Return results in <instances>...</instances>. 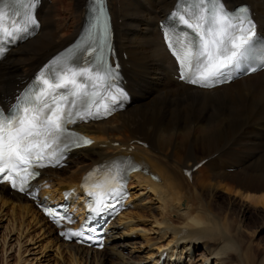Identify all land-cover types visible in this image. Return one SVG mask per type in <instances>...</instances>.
Returning a JSON list of instances; mask_svg holds the SVG:
<instances>
[{
    "label": "bare ground",
    "instance_id": "bare-ground-1",
    "mask_svg": "<svg viewBox=\"0 0 264 264\" xmlns=\"http://www.w3.org/2000/svg\"><path fill=\"white\" fill-rule=\"evenodd\" d=\"M39 1V33L0 61V101L6 107L12 106L40 68L77 38L85 24L89 0H53L51 6L48 0ZM176 1L145 0L140 5L137 0H109L132 102L107 120L80 127L96 143L71 154L68 162L69 168L76 167L73 172L68 174L66 167L48 169L35 183L42 190L41 197L53 203L62 202L65 189H73L72 209L84 218L78 187L83 174L115 156L132 155L142 169L132 175L129 210L111 224L103 250L88 249L64 241L31 200L11 192L8 184H0V247L6 256L16 250L18 264H64V253L73 264H156L162 259L165 264H231L233 245L244 241L238 212L245 216L250 208L243 205L238 210L233 207L239 204L232 203L226 209L218 203L217 193L226 185L230 188H223L228 192L231 189L236 196L264 204V153L249 165L242 155L243 148L264 138V70L211 90L179 81L159 28V21ZM223 2L230 8L249 4L264 34V0ZM57 10L71 15L61 26L54 18ZM153 38L161 43L155 44ZM157 47L166 54H157ZM171 69L175 80L168 74ZM165 83L164 96H153ZM203 159L205 163L191 173L190 181L186 171ZM229 168L236 171L229 173ZM203 170L208 173L201 175ZM6 209L12 214L5 213ZM9 224L13 230L7 232ZM34 226L41 233L31 236ZM135 235L144 243L138 245ZM36 237H45L57 247L45 263L38 260V252L24 246L28 242L37 245ZM38 247L49 249L42 243ZM30 254L35 258L26 259Z\"/></svg>",
    "mask_w": 264,
    "mask_h": 264
},
{
    "label": "snow or ice",
    "instance_id": "snow-or-ice-1",
    "mask_svg": "<svg viewBox=\"0 0 264 264\" xmlns=\"http://www.w3.org/2000/svg\"><path fill=\"white\" fill-rule=\"evenodd\" d=\"M4 2L6 0H0V4ZM11 2L18 6L11 15H7L0 7V41L14 39L18 33L26 32L29 25L37 23L32 9L38 0ZM94 2L98 10L97 21L103 22L104 0ZM205 3L206 0H195L191 10L182 9L184 15L180 12L176 14L182 24L196 33L198 43L179 33H172L171 39H168L169 33L166 32L165 36L181 66V77L191 84L211 87L213 82L226 80L231 71L239 69L242 62L247 61L255 43V24L247 8L233 14L223 7L221 0H210V11L201 7ZM185 16L188 18L185 19ZM103 23L106 31V22ZM2 52L3 49H0V54ZM54 64L61 66L54 74V83L41 77L43 84L47 86L46 92H40L39 95L33 92L18 98L17 104L7 115L0 109V174H3L0 179H8L12 175L20 179L34 177L37 173L30 169L45 166L44 161L53 166L59 164L69 148L93 143L73 133L67 126L77 119L99 118L101 107L105 114L109 113L107 104L100 105L97 102V89L111 88L112 83L108 77L114 80L116 75L109 72L103 62L95 73L88 67L73 69L65 61H54ZM250 70L256 69L253 67ZM78 78L81 81L87 80L90 90H85L84 83H78ZM116 92L120 97L126 98L123 89L117 88ZM100 99L103 100L104 97L101 96ZM110 99L113 103L116 102V96L113 95ZM102 168L107 175L101 182L94 184L89 193L97 198L99 205L104 204L106 196L122 195L124 187V170L120 164L113 162ZM101 170L97 168L86 180ZM21 172L25 177H21ZM87 186L86 183L85 187ZM12 187H19L20 191L26 190L23 183L17 185L15 181L12 182ZM93 211L99 212L101 208ZM71 235L80 237L83 232Z\"/></svg>",
    "mask_w": 264,
    "mask_h": 264
},
{
    "label": "rangeland",
    "instance_id": "rangeland-1",
    "mask_svg": "<svg viewBox=\"0 0 264 264\" xmlns=\"http://www.w3.org/2000/svg\"><path fill=\"white\" fill-rule=\"evenodd\" d=\"M137 2L140 4V5H143V4H145V0H137ZM142 3V4H141ZM53 4V0H48V2H47V5L48 6H51V5ZM241 4V3H240ZM144 11H147V9L146 8H144ZM60 13V14H59ZM66 13H67V15H66ZM56 14V15H55ZM55 14H54V18H55V20L56 19H58V21L56 20V23H57V25L58 26H61L63 23H64V18H67L68 16H70L71 17V15H70V12H68L67 10H61V11H59V10H57L56 12H55ZM65 14V15H64ZM58 15V16H57ZM64 15V16H63ZM63 16V17H62ZM59 22V23H58ZM69 26V23H66L65 24V27L67 28ZM63 34V33H62ZM154 39V41H155V44L157 43H161V41L160 40H158V38H153ZM146 44V42H144V45ZM156 53L157 54H163V55H165L166 54V52L165 51H162L160 48H156ZM173 72H174V74H175V71H173L172 69L171 70H169V75H170V77L172 78V79H174L173 77H172V75H173ZM175 80V79H174ZM163 84V83H162ZM164 86L165 87H163V85L162 86H160L159 88H158V91L155 93V94H152L153 96H158V97H163L164 96V94H165V91L168 89V85H167V83H165L164 84ZM161 89V90H160ZM262 139V140H261ZM258 143V144H257ZM264 138H259V139H257V141L255 142V145L253 144V145H249L248 146V148H243L244 150H242V151H244V152H242V155H243V157H244V159H246L247 160V165H249L250 164V162H253V160H257V159H259V158H261L262 157V152L264 153ZM260 145V146H259ZM251 146V147H250ZM257 146H259V149H257L256 147ZM263 147V148H262ZM252 150H251V149ZM249 150V151H248ZM161 153V152H160ZM255 153V154H254ZM249 157V158H248ZM172 162V161H171ZM246 165V166H247ZM66 168H68V170H67V173L68 174H70V172H73L75 169H76V167L75 166H71V168H69V166H67ZM200 168V167H199ZM181 169H184V165H181ZM241 169V168H240ZM239 169V170H240ZM198 170V169H197ZM196 170V171H197ZM236 170L235 169H233V168H229V169H227V172H229V173H234ZM205 172V173H204ZM207 171H205V170H203V172H201V175L202 174H207L206 173ZM68 174H66V175H68ZM190 179V181H192V177L191 178H189ZM223 187H225V188H227L228 186H223ZM221 188V189H219V191H218V193H217V201H218V203L221 205V206H223L224 208H228L232 203H235V205L236 204H239V206L238 205H236L235 207H233V208H235V209H238V210H241V207L243 206V205H248L249 206V210H250V214H248V215H245V216H243V212H238V210H236L237 212H238V214L239 215H237L238 217H237V220L238 219H240L239 221H241V225H242V231H243V242L242 243H240V242H237L236 243V247L233 245V248H234V250L232 251V253L230 252L229 253V257H230V259H231V264H242V262H244L243 264H264V204L262 203V202H256V201H250V200H248V199H246L245 197L243 198V197H240V195H238V196H236L237 195V193L235 194L234 192H233V190H231L230 189V191L231 192H228L229 190H226L225 188ZM230 187H228L227 189H229ZM235 195V196H234ZM234 201V202H233ZM237 202V203H236ZM246 202V203H245ZM15 204V203H14ZM15 206V205H14ZM238 206V207H237ZM8 209H6L5 210V213H9L10 215L12 214V211L10 210V211H7ZM7 211V212H6ZM217 215V214H216ZM241 215V216H240ZM7 218V217H6ZM8 218L9 219H11L9 216H8ZM234 219H236V217H234ZM243 221V222H242ZM28 222V221H27ZM1 223V222H0ZM243 223V224H242ZM5 225H7V222L5 223ZM13 224H11V226H10V224L7 226V232H9V231H11V230H13ZM144 226V225H143ZM6 227V226H5ZM11 228V229H9V228ZM16 227V226H15ZM31 228V233H30V235L31 236H34L35 235V233H41V231L38 229V227L37 226H34V227H30ZM235 230H236V227H235ZM6 232V231H5ZM7 232L5 233V234H7ZM1 233V232H0ZM10 234V233H9ZM1 235V234H0ZM14 236H17L16 234L14 235ZM136 236V238H137V235H135ZM152 236H153V234H152ZM151 236V237H152ZM153 237H156L155 235L153 236ZM35 238V237H34ZM36 241H37V245H35V244H33V243H30V242H28L27 243V245L25 244L24 246H25V248H26V246L29 248V249H32V250H34L35 252H38V254H37V256H38V260H40L41 262L43 261V263H45V261L46 260H48L49 258H52V257H54V255H55V252H56V248L57 247H53V246H51L52 245V243L50 242V240L49 239H47V238H45V237H36ZM133 242H134V240H132ZM135 242H137V244L138 243H141V244H143L144 242L142 241V239L141 238H137L136 240H135ZM40 243H42L43 244V246H46V245H49V249H47V250H43V248L42 249H40L38 246L40 245ZM32 244V245H31ZM0 245H1V243H0ZM138 245H140V244H138ZM238 245H239V247H238ZM34 246V247H33ZM37 246V247H36ZM33 247V248H32ZM35 247L37 248V249H35ZM52 247V248H51ZM51 249V250H50ZM237 249V250H236ZM2 250H3V248L2 247H0V264H18V261H19V258L16 256V250L14 251V253L13 254H8V256H6V255H4L3 253H2ZM238 250H240V252L238 251ZM249 250V251H248ZM250 250H251V252H250ZM52 251V252H51ZM44 252V253H43ZM47 252V253H46ZM236 252V253H235ZM31 253H33V251L31 252ZM41 253V254H40ZM202 253V251H199L198 253H197V255L199 254V256H197V257H200V254ZM239 253H240V255H239ZM244 253V254H243ZM249 253V254H248ZM250 253H251V255H250ZM127 254V253H126ZM234 254H236V255H234ZM243 256H242V255ZM248 254V255H247ZM51 255V256H50ZM66 253H64L63 254V257L62 258H64L63 259V261H64V264H73V263H71V260H70V258H68V256L66 255ZM232 255V256H231ZM249 255H250V257H249ZM35 254L33 255V254H30L29 256H27L26 257V259H32V258H35ZM48 256V257H47ZM245 256H247V257H249V258H246ZM254 257V259L252 260V261H250L251 260V258H253ZM241 258L244 260V261H242L241 262ZM250 259V260H249ZM248 260V261H247ZM36 262V261H35ZM56 262H57V260H56ZM34 264H36V263H34ZM63 264V263H62Z\"/></svg>",
    "mask_w": 264,
    "mask_h": 264
}]
</instances>
